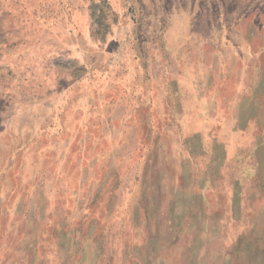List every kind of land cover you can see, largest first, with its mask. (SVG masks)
Instances as JSON below:
<instances>
[{
	"label": "crops",
	"instance_id": "1",
	"mask_svg": "<svg viewBox=\"0 0 264 264\" xmlns=\"http://www.w3.org/2000/svg\"><path fill=\"white\" fill-rule=\"evenodd\" d=\"M91 13L59 2L30 41L34 57L87 69L44 68L43 88L0 103V264H147L148 252L168 248H186L196 264L200 249L211 248L210 231L226 228L220 209H209L219 184L207 155L240 163L233 204L242 205L244 186L259 190L249 205L264 195V0H172L143 49L135 23L121 27L128 38L107 33L95 42ZM116 37L137 49L129 85L153 87L149 109L88 79L93 66L109 64ZM102 75L112 74L97 70ZM81 80L88 95L74 97V107L105 110L92 132L41 140ZM245 231L232 264L264 248L261 220Z\"/></svg>",
	"mask_w": 264,
	"mask_h": 264
},
{
	"label": "rangeland",
	"instance_id": "2",
	"mask_svg": "<svg viewBox=\"0 0 264 264\" xmlns=\"http://www.w3.org/2000/svg\"><path fill=\"white\" fill-rule=\"evenodd\" d=\"M59 2L61 5L64 3L69 11L85 8L92 12L95 28L92 29L93 36H91V39L94 37L95 42L98 38L105 40L107 33L117 37L127 34L126 38H128V29L121 27L124 23H135L136 29L134 32L135 35L139 32V48L143 49L146 37L149 39L156 35L153 23L159 20L166 21L170 17L172 0H0V103L7 100H26L33 90L39 91L40 88H43L49 80L45 77L44 68H58V63H60L62 68L73 69L76 73H82L83 70L87 69L86 64L78 61L58 62L57 59L48 61L41 58L42 56L39 57L40 54L33 56L34 46L30 44V41L32 37L37 35L38 27L42 26L44 21H51L49 13L56 10ZM118 25H120V28L117 27ZM38 34L40 35V33ZM88 36V41L92 43L90 31ZM117 37L110 41L112 53L109 57L111 59L109 64L104 62L93 66L96 72L88 79L91 83L96 84L98 89L114 86L115 95L118 98L128 99L134 106L141 105L149 109L152 107L153 98L155 99L156 95L149 91L153 87L145 84L137 87L134 80V85H129L130 77L132 76L135 79L139 71L137 57L133 55L137 49L135 50V47L131 48L130 39L117 44L118 41H121ZM136 47L138 48V46ZM127 48L129 50H126ZM35 59L37 61L34 62ZM131 59H135V62H132ZM97 70L101 73L109 71L112 75L110 77H104V75L96 77ZM129 86L133 89L136 88V91L129 93L127 91L130 88ZM46 88L50 87L46 86ZM71 90L73 100L68 101L66 106L55 109L56 118L52 117L51 121L46 123L44 137H41V140L51 143L52 135L58 132L67 137L83 134L85 138L92 132L93 125H91V121H94L93 117L100 115L96 112H105V110H94L95 113L92 116L91 109L80 110L74 107L73 101L75 98L78 99L88 95L86 93L88 89L84 86L82 80ZM90 90L92 91H89V94L95 96V87L92 86ZM138 90H141V92L138 93ZM119 112L116 111V113ZM217 155L210 153L206 157L207 161L211 160L208 164H210L213 176L218 179L219 184L218 189H212L209 195L213 202V206L209 209L212 212L220 209L222 212L220 220H223L226 228L224 230L222 227L219 231V227L216 226L210 231L211 235L208 239L211 242V248L200 249L196 264H232L231 254L235 250L233 245L237 239H240L241 233L244 230L250 232L257 221L260 222L261 220L264 223V195H256L255 197L262 196L263 198L259 199L258 204L249 205L248 201L251 195L254 196L259 190L256 185L244 186L242 205L233 204V180L236 177L243 178L242 174L236 169L240 163L235 162L233 158L228 159L225 163H220L217 160ZM220 164L224 166L221 167ZM216 167L219 169L218 173H216ZM258 218L259 220H257ZM213 234L215 235L213 236ZM261 245L264 247V242ZM185 249L168 248L164 254L156 251L148 252L147 264H192L191 260L194 255L185 252ZM255 249L257 252L253 254L251 261H243L240 264H264V248Z\"/></svg>",
	"mask_w": 264,
	"mask_h": 264
}]
</instances>
